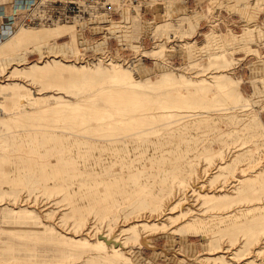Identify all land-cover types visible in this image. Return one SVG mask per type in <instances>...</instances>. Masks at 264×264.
<instances>
[{
    "label": "rangeland",
    "instance_id": "obj_1",
    "mask_svg": "<svg viewBox=\"0 0 264 264\" xmlns=\"http://www.w3.org/2000/svg\"><path fill=\"white\" fill-rule=\"evenodd\" d=\"M231 1L80 0L22 23L0 0V264H264V0ZM111 76L148 90L147 130L103 150L85 104ZM175 85L211 116L181 113Z\"/></svg>",
    "mask_w": 264,
    "mask_h": 264
},
{
    "label": "bare ground",
    "instance_id": "obj_2",
    "mask_svg": "<svg viewBox=\"0 0 264 264\" xmlns=\"http://www.w3.org/2000/svg\"><path fill=\"white\" fill-rule=\"evenodd\" d=\"M246 2V1H245ZM244 2V3H245ZM255 4V3H254ZM225 5V4H224ZM239 5H243L242 2L240 0H232L227 6L225 5L226 9H231L232 8H235V9H239V10H243L244 6H239ZM224 7V8H225ZM254 7V6H253ZM250 11V10H249ZM248 11V12H249ZM256 11V10H255ZM251 12V11H250ZM258 15V14H257ZM257 17V16H256ZM253 19V18H252ZM57 23V22H55ZM125 24V23H124ZM199 26V25H198ZM242 29V28H241ZM243 30V29H242ZM241 30V31H242ZM244 30H246L244 28ZM248 32H250L251 34L254 33L253 30H249ZM203 34V33H202ZM245 34V33H244ZM248 34V33H247ZM255 34V33H254ZM222 36L223 38L227 41L229 47H232V49H236L238 48H233L235 45H230L229 44V41H228V34H223L222 33ZM221 37V35L219 36ZM232 38L234 39V43L236 42L237 44H244V40L246 39V35H243L241 34L240 32L239 33H232ZM245 38V39H243ZM200 39V38H199ZM243 40V42H242ZM250 40V39H249ZM248 40V41H249ZM247 41V40H246ZM247 41V42H248ZM245 42V43H247ZM249 43V42H248ZM205 45V44H204ZM248 45V44H247ZM250 45V44H249ZM251 46V45H250ZM213 47V46H212ZM222 47V45H221ZM248 47V46H246ZM192 48V47H191ZM225 48H228V47H225ZM240 48V47H239ZM209 47H207V45L204 47V51L203 53H206V55H208V50ZM230 49V48H229ZM246 49V48H245ZM221 52L222 50L219 49ZM231 50V49H230ZM212 51V50H211ZM209 50V52H211ZM215 51V50H214ZM225 51V50H223ZM241 52V51H240ZM215 53V52H214ZM219 54V52H217ZM223 53V52H222ZM236 53V52H235ZM239 53V52H238ZM216 54V53H215ZM229 54H230V51H229ZM234 55V53H232ZM211 55V54H209ZM214 55V54H213ZM217 55V54H216ZM236 56V55H235ZM238 56V55H237ZM236 56V58H238ZM232 57V56H231ZM241 57V56H239ZM212 61L211 62H215L216 59H213L211 58ZM224 60V59H223ZM237 60V59H236ZM221 61V60H220ZM222 64V63H221ZM223 65V64H222ZM224 66V65H223ZM220 67V66H219ZM163 68V67H162ZM227 68V67H226ZM165 69V68H164ZM218 70V69H216ZM112 71H115V70H112ZM162 71V69H161ZM165 71V70H164ZM163 72V71H162ZM198 72V71H197ZM213 72V70H212ZM216 73V71H214ZM228 72V71H227ZM166 73V72H164ZM208 74V73H207ZM210 75V74H209ZM209 75H207L208 77H210ZM214 74L212 73L211 76H213ZM147 76V75H146ZM157 76V75H156ZM124 78L122 81H121V84H113L112 85V82L116 79L114 76H111L108 78V83L109 85H102V88L100 89V92H103L102 94L104 95V101L102 104H98L96 105L95 103H91V102H88L86 101L87 103L85 104L86 107L88 108H91V112L93 115L92 118H97V119H100L102 121H99L97 124L101 127H106V128H109L108 132L106 133H103L102 136V140H100L101 142H99L98 144H100V147L101 149L103 150H106L108 148L110 149H116V148H120L122 145H124L122 143V140L121 138H123L124 140V137H127L129 136L130 134L131 135H140V133L142 132H145V130H147V128H141L138 126V123L136 122V120L141 117L143 118L145 115H146V110L145 108L148 107V106H144L143 107V104L145 103L146 101V97H147V94H148V90L146 89H141V88H137V87H133V86H129V85H136L137 81H136V78L135 80L132 79V78H129V77H122ZM107 79V78H105ZM118 79V78H117ZM198 81V80H197ZM143 82V81H142ZM141 82V83H142ZM234 82V81H233ZM198 83V82H197ZM203 83V82H202ZM213 83H216V82H213ZM229 83V82H228ZM127 84V85H125ZM184 84V83H183ZM191 83H189L190 85ZM217 84V83H216ZM221 84V83H220ZM226 84V83H225ZM224 84V88H226ZM230 84V83H229ZM222 85V84H221ZM177 86V85H175ZM170 88V87H169ZM182 88V87H181ZM180 88V89H181ZM194 89V87H192ZM190 87V89H192ZM163 89V88H162ZM185 89V88H184ZM163 91V90H162ZM182 91V90H181ZM179 90V87L177 86V88H172L171 90L168 89V91H166L163 96L168 98L170 101H173V102H178V101H184L186 103H184L183 105H185L186 109L184 108L181 113H184L186 115H190V117L194 116H200L199 118L201 117H208L210 115L211 111L210 108H207V105L208 103H206V106H202L203 103L205 102H202V101H205V99L208 97H206V95L204 93H201L199 95H195L193 92L191 91H184V92H181ZM220 92V91H219ZM233 93V92H232ZM209 94V93H208ZM219 97L216 98L215 100L216 101H220V100H224L225 98H229L231 99L232 96H231V90L230 89H223L220 93H219ZM208 102V101H207ZM217 103V102H215ZM178 104V103H177ZM181 104V103H179ZM169 105V104H168ZM167 104H162L161 106L162 107H165V106H168ZM219 109V108H218ZM172 110V109H171ZM175 110V109H173ZM172 110V111H173ZM215 110V109H214ZM107 111H111L112 114L109 115V117L107 118V120L105 119L108 115L106 114ZM152 113V112H151ZM150 113V114H151ZM219 113V112H218ZM91 114V113H90ZM89 114V115H90ZM149 114V115H150ZM212 114V113H211ZM214 114H217V113H214ZM220 115V114H219ZM211 116V115H210ZM83 117V115H82ZM105 119V120H104ZM135 120V121H134ZM126 123H130V125H125ZM189 123V122H188ZM110 125V126H108ZM108 126V127H107ZM122 128L123 130L127 131L126 129H131L129 130V134L127 135L126 133H121L122 130H118ZM124 132V131H123ZM51 136H54V137H60V135H57L56 133L55 134H52ZM56 139V138H55ZM173 139V138H171ZM184 138H181V137H177V138H174L171 143H174L172 144V146H176V147H179V145H181L180 143H183V140ZM67 140V139H66ZM65 140V141H66ZM185 140V139H184ZM70 141V140H69ZM48 142H51V141H48ZM64 142V141H62ZM61 142V143H62ZM72 141H70L71 143ZM106 142V143H105ZM187 142V140H186ZM189 142V141H188ZM47 143V142H46ZM52 143V142H51ZM170 143V144H171ZM49 144V143H48ZM187 144V143H186ZM40 146V145H44L45 144L43 142H37V146ZM185 145V144H183ZM47 146V145H46ZM53 146H56V143L55 145L53 144ZM92 146V145H91ZM182 146V145H181ZM180 153L179 155H171L170 157L172 158V160L174 162H181L183 160L182 158V149L177 148ZM96 153V152H95ZM181 158V159H180ZM96 161L98 158H95ZM43 175H46L45 173H42ZM50 175H54V173L50 172L49 173ZM48 174V175H49ZM119 177V175L117 176ZM119 178H122L119 177ZM143 204V202H142ZM136 209H130L127 211L126 209V215L130 212L133 213V211L135 212ZM131 214V213H130ZM129 214V215H130ZM132 216V215H130ZM122 217V216H121ZM124 217V216H123ZM127 218V217H125ZM90 220V219H89ZM90 222V221H89ZM89 225V223H87ZM85 225V224H84ZM86 225V227L88 226ZM90 226V225H89ZM139 235V234H138ZM142 235V234H141ZM140 235V236H141ZM144 236V235H143ZM98 239V238H97ZM142 240H144V237H141Z\"/></svg>",
    "mask_w": 264,
    "mask_h": 264
},
{
    "label": "built area",
    "instance_id": "obj_3",
    "mask_svg": "<svg viewBox=\"0 0 264 264\" xmlns=\"http://www.w3.org/2000/svg\"><path fill=\"white\" fill-rule=\"evenodd\" d=\"M14 6L13 16L20 22H56L68 19L75 14V4L80 0H23ZM90 1V0H88ZM28 24V23H26Z\"/></svg>",
    "mask_w": 264,
    "mask_h": 264
}]
</instances>
